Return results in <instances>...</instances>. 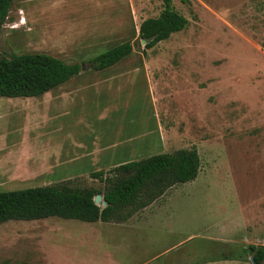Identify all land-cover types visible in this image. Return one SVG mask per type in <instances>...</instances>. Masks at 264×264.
I'll return each instance as SVG.
<instances>
[{"label":"rangeland","instance_id":"rangeland-1","mask_svg":"<svg viewBox=\"0 0 264 264\" xmlns=\"http://www.w3.org/2000/svg\"><path fill=\"white\" fill-rule=\"evenodd\" d=\"M172 4L188 25L145 53L140 24L159 16L164 0H14L0 56L47 53L85 62L127 40L134 51L101 71L85 63L41 96H0V191L67 179L103 189L92 172L181 148L197 147L201 169L126 222H3L0 264H258L264 0ZM123 105L122 117L136 122L116 127L120 144L89 143L87 156L60 151L109 134Z\"/></svg>","mask_w":264,"mask_h":264},{"label":"trees","instance_id":"trees-1","mask_svg":"<svg viewBox=\"0 0 264 264\" xmlns=\"http://www.w3.org/2000/svg\"><path fill=\"white\" fill-rule=\"evenodd\" d=\"M14 0H0V34ZM189 20L164 0L159 16L146 18L139 27L143 51L186 28ZM134 51L127 40L85 62L70 63L47 53L0 56V96L34 97L68 82L79 75L84 64L101 71L122 61ZM201 169L197 147L174 152L155 153L124 162L108 171L92 172L104 183L103 189L82 184L77 179L53 184L0 191V224L9 220H37L58 216L86 222H126L138 211L151 205L172 187L195 180ZM101 194L106 206L95 202ZM252 248H255L254 246ZM264 260V247L254 254V261ZM192 264V263H191Z\"/></svg>","mask_w":264,"mask_h":264},{"label":"crops","instance_id":"crops-1","mask_svg":"<svg viewBox=\"0 0 264 264\" xmlns=\"http://www.w3.org/2000/svg\"><path fill=\"white\" fill-rule=\"evenodd\" d=\"M61 99H64V98L63 97H59V98H56V99H52V101H50V102H59ZM111 102H113V101L111 100ZM124 107H125V105H123V107H121V109H119L116 112V114H114L115 119H113V122H115V125H114V127L112 128V130H111V132L109 134H108V131L107 130H104L103 132L99 133V135L97 136V138H93L92 140L91 139H82V141H78V142L75 141V143L72 142V141H70L69 142L70 143L69 148L68 149L63 148L60 151H67V153L70 152V153H75V154L78 153V156H81L84 153V156H87L88 155L87 154L88 153V149L86 150V148H87V144H89V143H92V145H98L99 143L105 142V143L109 144L110 146L111 145H115L117 143L120 144V141H119V140H121L120 139V134L118 132L119 130L118 129L116 130V127L121 122H122V125L125 124V128L127 127V125H129L130 123H132V121L136 122V120L134 118L131 119V118H129V116L128 117L127 116L126 117L125 116L122 117L121 110L124 109ZM43 134H45V133H41V136H44ZM86 136H88V135H86ZM125 138H127V136H125ZM92 141H95V143H93ZM123 143L130 144L131 142H129V141H127V140L124 139L123 140ZM78 144H80L81 146L78 145ZM159 153H161V152H159ZM133 160H136V159H133ZM127 161H131V160H127ZM127 161H124V162H127ZM124 162H120V163L115 164V165L113 164V167H115L117 165H120V164H122ZM121 225H123V224H121ZM124 226H127V225L124 224Z\"/></svg>","mask_w":264,"mask_h":264},{"label":"water","instance_id":"water-1","mask_svg":"<svg viewBox=\"0 0 264 264\" xmlns=\"http://www.w3.org/2000/svg\"><path fill=\"white\" fill-rule=\"evenodd\" d=\"M95 202L99 205L106 206L107 202L103 199V196L101 194H98L95 196Z\"/></svg>","mask_w":264,"mask_h":264}]
</instances>
